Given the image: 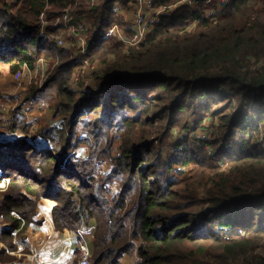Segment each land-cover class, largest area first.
<instances>
[{
  "label": "trees",
  "instance_id": "trees-1",
  "mask_svg": "<svg viewBox=\"0 0 264 264\" xmlns=\"http://www.w3.org/2000/svg\"><path fill=\"white\" fill-rule=\"evenodd\" d=\"M1 1L0 74L31 67L38 57L50 61L44 85H57L48 106L62 126L39 119L30 137L49 139L60 151L42 149L12 136L30 130L22 113L13 111L4 124L0 111V264H16L8 250L35 222L42 198L54 202L56 230L94 226L92 264H121L133 250L139 264H264V64L248 58L264 57V0H228L213 16L205 14L206 0L180 4L128 49L101 34L126 22L112 3L130 0ZM67 7L93 24L86 35L91 62L116 54L83 92L69 87L79 64L74 48L38 29L44 11L47 31L56 33ZM205 117L209 136L191 137ZM175 125L188 132L163 156L161 144ZM80 142L92 155L112 156L102 181L92 175L91 158L75 159ZM115 180L113 193L106 184Z\"/></svg>",
  "mask_w": 264,
  "mask_h": 264
},
{
  "label": "built area",
  "instance_id": "built-area-1",
  "mask_svg": "<svg viewBox=\"0 0 264 264\" xmlns=\"http://www.w3.org/2000/svg\"><path fill=\"white\" fill-rule=\"evenodd\" d=\"M105 0H89L92 6H96L99 3H103ZM197 0H180L171 5L155 6V0H130L126 4H122L120 1H114L112 3V10L117 14L124 16L126 22L123 25L112 24L102 34V38H113L117 42H121L128 47H134L139 45L146 37L147 33L154 27V24L159 20L162 14L170 13L171 10L180 4H191ZM207 6L205 7L206 16H213L216 12L223 7L228 0H206ZM209 4V6H208ZM4 9V5L0 0V11ZM132 14V19H128L127 15ZM47 18L44 11L40 12L38 16V29L41 35L50 37L53 42L59 47L70 46L74 48L73 57L77 58V52L81 51V57L77 61L82 67L89 66L88 50L86 45V36L89 29L93 26L88 24L86 19H76L74 13L67 7L63 12L59 14L56 19L55 25L58 30L54 34H49L46 31ZM72 31L75 35L72 36V40L68 38L71 36L69 32ZM44 57H38L33 66L23 65L19 67L17 71L13 72V81L15 84L12 97L9 100L10 106H20V112L27 116V122L31 125V130H35L37 127V115L35 110L38 108L42 110L46 100H49L57 93V85L48 87L44 85V81L47 77V61ZM77 78H72L69 81L70 89L78 92L87 91L88 83L78 88ZM35 82L37 91L34 92V98L28 97L29 100L21 103L26 95L32 94V84ZM31 86V88H30ZM61 126V125H60ZM58 126V127H60ZM85 133V132H84ZM86 136V133L83 135ZM34 144V143H33ZM36 144V143H35ZM51 148V147H49ZM99 166H103V162L98 163ZM96 176L95 174L93 175ZM107 185V184H106ZM94 226H88L80 228L76 232L69 231L65 241L68 242V248L66 254L71 258H76V250L79 251L78 264H92L90 261V251L88 246V237L92 233ZM74 246V247H73ZM35 254H33L34 256ZM60 264V263H56Z\"/></svg>",
  "mask_w": 264,
  "mask_h": 264
},
{
  "label": "rangeland",
  "instance_id": "rangeland-1",
  "mask_svg": "<svg viewBox=\"0 0 264 264\" xmlns=\"http://www.w3.org/2000/svg\"><path fill=\"white\" fill-rule=\"evenodd\" d=\"M101 3H99L98 5H96V6H99ZM253 17V15H251V18ZM127 18L128 19H132V14H128L127 15ZM87 21H88V24L89 25H92L93 26V24H92V22H91V20H89V19H86ZM47 27V26H46ZM46 31H47V29H46ZM49 34H54V33H52V32H49V31H47ZM69 34L71 35V36H68V38L69 39H71L72 40V36H74L75 37V35H74V33L72 32V31H70L69 32ZM87 34H84V36H86ZM117 42V41H116ZM68 47H70V46H67L66 48H68ZM128 49V48H130V47H128V46H126V45H124V49ZM81 51H78L77 52V58L79 59L80 57H81ZM114 58H116V54H114V53H111V54H109V55H107V57L105 58V63H104V60H96V61H93V62H91V60H90V58L88 57V60H89V63H90V65L89 66H85V67H82V66H80V65H78L75 69H74V72H73V74H72V76L74 77V78H77V80H78V82H79V88L80 87H82L84 84H85V82H87L88 83V85H87V89H89L92 85H93V82H94V77H95V74H97V73H99L100 72V70L104 67V64H109ZM241 58H243L244 60H245V56H243V57H241ZM248 58H250V62L252 63V64H254V65H263L264 64V57H261L259 60L258 59H256V58H253V57H250V56H248ZM45 60V59H44ZM80 64V63H79ZM51 64H50V61H48V63H47V67H48V71H49V69L51 68V66H50ZM3 70H6V68L5 69H3ZM7 72V71H6ZM7 73H9L10 74V72H7ZM72 78V77H71ZM34 87L36 88V85H34ZM4 88H6V86H4ZM80 89H78V92H80L79 91ZM1 91L2 90H0V97H5V95H4V92L2 91V93H1ZM56 97V96H55ZM55 97H53L52 99H55ZM205 97H206V92H204V91H202L201 93H200V99L201 100H204L205 99ZM51 99V100H52ZM27 100H29V98H25L24 99V101H27ZM49 105V104H48ZM245 112V114H247L246 115V118H249L250 117V115L251 114H253L250 110H245L244 111ZM2 120H3V123H5L6 121H5V119L4 118H1ZM41 119L43 120V122H44V124L45 125H47V122L49 121V120H60V119H62V117H54V116H52L51 115V112H50V109H49V106L47 107V109L46 110H44V112H43V115H42V117H41ZM38 122L39 121H37V124H38ZM210 123H211V119L209 118V117H205L204 119H203V122H202V126H200L198 129H196V130H193V131H191V134L193 135V136H191V137H198V138H202V137H205V136H209V134H210V131H211V129L212 128H210ZM61 126H62V121H61ZM31 131H33V130H29V132H31ZM188 131H185V130H183L182 128H181V126H179V125H175V126H173L172 127V129H171V134L170 135H168L164 140H163V142H162V144H161V152H162V154H163V156H167V152H168V150L170 149V148H172L173 146V144L176 142V140L178 139V138H180V137H182V136H184V134L185 133H187ZM78 133H80L82 136L85 134L84 132H82L81 130H79L78 131ZM24 137H27V136H24ZM27 140H29L30 142H31V144H33V145H36L38 148H46V147H51V148H54L56 151H60V148H59V145L58 144H56L55 142H53V141H50L49 139H46L47 140V142H52V143H49V144H42V142L45 140V139H43V140H41V139H32L31 137H27ZM37 142H39L40 144H38ZM36 143V144H35ZM118 145H120V143L118 142V143H116L114 146H113V149H114V147H116L115 149H114V151L112 152V155H114V156H116L118 153H119V151H120V147H119V149H118ZM112 149V150H113ZM75 154L76 155H78V157H75V159H77V160H80L79 162H84V163H86V160L87 159H90L91 161H92V167H90V169H92V171H94L93 172V174L92 175H96L95 176V179H96V181H98V182H100V181H102V179H103V175H105V174H107L109 171H111L112 170V168H113V164L111 163V161L113 160L112 159V156H110V157H108V156H101V157H98V156H95V155H92L93 154V152L92 151H90V149H89V145H87V143H84V142H80V143H78L77 144V146H76V148H75ZM74 154V155H75ZM67 159H65L64 161L67 163V161H66ZM103 162V166H99L98 165V163L99 162ZM68 164V163H67ZM90 165V166H91ZM110 173V172H109ZM110 175V174H109ZM106 176V175H105ZM113 183H111V182H108L107 183V185H106V187L107 188H109V189H111V190H113V193H116L117 192V190L119 189V182L118 181H112ZM3 196V191H1L0 190V200H1V197ZM42 200H47V198H42L41 200H39V202H38V204H37V209H36V212H37V214L39 213V211H40V208H39V205L40 204H42L43 203V201ZM50 200V199H49ZM52 201V200H51ZM36 214V215H37ZM36 215L34 216V218L36 217ZM51 218H52V213H51ZM35 220H36V218H35ZM38 221L37 222H40V223H42V220L41 219H37ZM30 227V225L28 226V228ZM28 228H27V230H28ZM54 228H55V226H54ZM26 230V231H27ZM56 230V229H55ZM26 231H24V233H22V234H20L19 236H17V237H15L14 238V242H16V244L18 243L17 242V239L18 238H22L23 236H24V234H25V232ZM59 231V230H58ZM70 230H65L64 231V233L65 234H63L62 236L63 237H65V236H67V233L69 232ZM60 232H62L63 233V231H60ZM88 241V240H87ZM18 245V244H17ZM88 246H89V251H90V256H91V248H90V245H89V243H88ZM0 247H4V244L1 242V240H0ZM20 247V246H19ZM18 246H17V248L15 249V250H8V253L9 254H11V255H13L14 257H15V259H14V262L17 264V261L18 260H21V259H25L26 257H28L29 256V254L27 253L28 251L26 250V248H19ZM33 256V255H32ZM20 258V259H19ZM70 259H73V258H71L70 257ZM75 259V258H74ZM70 260L72 263H74L75 264V261H76V259L75 260ZM92 260V257H91V259H90V261ZM120 262H121V264H139V257H138V255L136 254V251L135 250H133L132 252H130V253H124L123 254V256L121 257V259H120Z\"/></svg>",
  "mask_w": 264,
  "mask_h": 264
},
{
  "label": "crops",
  "instance_id": "crops-1",
  "mask_svg": "<svg viewBox=\"0 0 264 264\" xmlns=\"http://www.w3.org/2000/svg\"><path fill=\"white\" fill-rule=\"evenodd\" d=\"M46 61L48 63V60ZM6 71L7 69L2 70L0 74V90H2L5 95V97H0V111L2 113L1 118H4L6 121L4 124H7L8 121L11 119L13 111L16 110L20 112V106L18 107L10 106L9 100L12 97V92L14 91L15 84L13 81V72L12 73L10 72L9 74L7 73L9 71L7 72ZM33 85H35V82L32 84L33 93L26 95L23 99H21V103L23 102L25 98L35 97L34 92L37 91L38 87L33 88ZM54 85L56 84L48 85V87H51ZM76 85H78V88H79L78 81ZM4 86H6V88H4ZM56 94L52 96V98L55 97ZM52 98L45 101L42 110L39 111L38 108L35 110V113L37 115V118H36L37 121H39V119L42 117L44 110L47 109L48 104ZM22 114L25 116L26 122H27V116L24 113ZM61 121L62 119L49 120L47 122V126L48 127H58L61 125ZM30 129H31V125H30ZM35 131L36 129L34 131L24 133L23 131L18 129L12 134V136L13 137H17V136L30 137V134H33ZM46 143L49 144L52 142H47V140L45 139L42 142V144H46ZM42 201L43 203L39 205L40 211L35 217L36 218L35 222L30 224V227L25 232L22 238L17 239L18 247L20 246L19 248L21 249L26 248V250L28 251L27 253L29 254V256L26 257L25 259L18 260L17 264H56L57 262H59L60 264H74L70 261V260H73V259H70V256L62 259L64 252H65L64 245L67 243V241H65L66 236L65 237L62 236L65 233L55 230L54 228V224L51 218V208L54 202L49 199L42 200ZM38 218L42 220V223L37 222ZM33 254L35 255L32 256Z\"/></svg>",
  "mask_w": 264,
  "mask_h": 264
},
{
  "label": "bare ground",
  "instance_id": "bare-ground-1",
  "mask_svg": "<svg viewBox=\"0 0 264 264\" xmlns=\"http://www.w3.org/2000/svg\"><path fill=\"white\" fill-rule=\"evenodd\" d=\"M64 247H65V252H64V255H63L62 259L66 258V257H69V255L66 254V249L68 248V242L64 245ZM57 263H59V262H57Z\"/></svg>",
  "mask_w": 264,
  "mask_h": 264
},
{
  "label": "clouds",
  "instance_id": "clouds-1",
  "mask_svg": "<svg viewBox=\"0 0 264 264\" xmlns=\"http://www.w3.org/2000/svg\"><path fill=\"white\" fill-rule=\"evenodd\" d=\"M74 259V258H73Z\"/></svg>",
  "mask_w": 264,
  "mask_h": 264
}]
</instances>
